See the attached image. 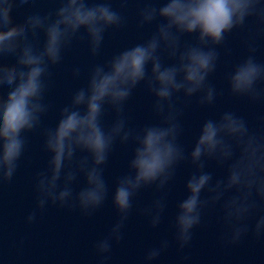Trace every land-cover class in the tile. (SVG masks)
Instances as JSON below:
<instances>
[{
    "label": "clouds",
    "instance_id": "clouds-1",
    "mask_svg": "<svg viewBox=\"0 0 264 264\" xmlns=\"http://www.w3.org/2000/svg\"><path fill=\"white\" fill-rule=\"evenodd\" d=\"M127 2L120 0L121 8ZM33 3L0 0V185L16 174L27 134L40 128L49 111L45 94L50 69L62 62L74 40L86 39L95 56L106 31L126 23L121 11L113 8V0H57L54 12H35L16 23L14 9ZM138 18V27L155 24V31L142 43L94 65L86 86L60 109L55 126L42 130L43 148L50 158L46 169L37 173L35 208L26 223L35 222L49 205L91 216L108 196L104 165L114 145L131 142L135 147L128 171L112 191L118 220L94 244L98 264H107L113 243L123 239L136 194L151 186L163 190L186 160L194 171L186 180L187 195L177 204L173 222L177 250L190 245L203 210L221 201L225 246L239 244L249 232L256 239L264 238V214L256 216L258 209H264V135L252 131L243 116L225 111L202 123L186 154L179 143L184 106L178 107L174 100L182 94L186 100L197 96L201 106L214 103L218 93L208 78L217 68V48L233 30L251 21L257 30L247 44L249 54L233 68L227 83L232 96L264 103V63L255 55V40L264 36V0H143ZM38 34L43 36L42 44ZM184 37L193 40L182 43ZM8 57L15 62H6ZM72 75L78 78L80 69H73ZM140 84L154 97L152 108L159 123L137 130L128 126L124 107ZM109 110L114 120L105 126L103 117ZM209 161L226 167L225 175L214 180L213 172L206 170ZM81 176L84 185L74 192L73 184ZM165 207L161 196L140 211L155 228ZM169 247V240H161L147 250L143 264H153Z\"/></svg>",
    "mask_w": 264,
    "mask_h": 264
},
{
    "label": "water",
    "instance_id": "water-1",
    "mask_svg": "<svg viewBox=\"0 0 264 264\" xmlns=\"http://www.w3.org/2000/svg\"><path fill=\"white\" fill-rule=\"evenodd\" d=\"M112 6L121 11L126 23L121 28L106 31L97 55H91L86 39L74 40L64 51L62 62L50 69L45 94L49 111L42 117L40 128L27 134L26 149L18 162L16 174L10 182L0 185V264H98L94 244L105 237L118 220L112 204V191L116 180L128 171V162L135 147L131 142L114 145L104 165L108 196L91 216L83 215L79 209L49 205L38 213L35 222L26 223L27 215L35 208L37 173L46 169L50 158L43 148L42 130L55 126L60 109L70 102L77 89L86 86L89 71L94 65L105 63L119 52L142 43L155 31V24L138 27V10L143 7V0H128L123 8L120 0H113ZM57 7V0H35L33 4L14 9V21L21 23L28 15L54 12ZM256 30V25L249 21L244 28L228 34L224 43L218 46L220 58L217 68L208 78V83L218 93L212 105H199L197 96L188 100L182 94L174 97L178 107L184 106L179 118L182 126L179 143L186 154L191 151L202 123L218 118L225 111L243 116L252 131L264 135V120H261L264 103L232 96L227 83L233 68L249 54L247 44ZM37 40L43 43L42 34H38ZM192 40V37H184L182 43ZM255 44L256 59L264 63V36L257 38ZM6 62L14 63L15 58L8 57ZM75 68L80 69L78 78L72 75ZM4 91L6 94L7 89ZM153 103L154 97L143 84L138 85L124 107L128 126L138 130L145 125L159 123L153 112ZM113 120L114 113L107 111L103 117L105 126H110ZM206 170L213 172L214 180L226 173V167H217L214 161H209ZM193 171L186 160L177 166L174 178L163 190L157 191L155 186H151L136 194L122 229L123 239L113 243L107 264H143L147 250L158 246L164 239L170 241V247L153 264H264V238L256 239L249 232L237 245L225 246L221 242V236L226 231L222 219L223 201L203 210L201 224L193 229L190 245L182 251L177 250L173 240V222L177 204L187 195L186 180ZM83 185V177H78L73 184L74 192ZM161 196L165 197L166 207L160 224L153 228L149 218L140 210ZM260 214H264V209H258L256 216ZM254 220L255 217L249 223H254ZM185 256L187 260L182 259Z\"/></svg>",
    "mask_w": 264,
    "mask_h": 264
}]
</instances>
